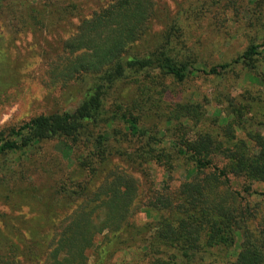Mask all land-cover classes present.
I'll return each instance as SVG.
<instances>
[{"label": "rangeland", "instance_id": "374dc122", "mask_svg": "<svg viewBox=\"0 0 264 264\" xmlns=\"http://www.w3.org/2000/svg\"><path fill=\"white\" fill-rule=\"evenodd\" d=\"M13 1L23 3L24 7H9ZM79 1L71 0L77 7L74 17L69 15L61 21L55 14L49 21L30 12L32 0H0V136L3 141L11 140L8 137L10 130L34 117L72 113L80 105L89 86V79H86L89 74L82 71L87 69L86 60H83L90 56L91 49L97 48L99 40L117 29H102L100 33L86 30L89 37L82 41L81 29L88 28L82 23L91 21L117 0ZM141 1L138 10L125 13L138 17L133 27L123 24L127 26L122 40L125 46H138L140 39L135 37L139 35L149 37L148 43L152 46L164 32L171 33L177 23L183 43L179 52L183 59L194 55L196 63L193 62V66L201 72H195L182 83L156 74L143 75L134 83L122 82L118 85L117 103H124V111H134L143 120L140 128L159 132L167 140L173 135L165 124L170 108L202 104V121L211 123L215 120L222 126L233 119V106L230 107L233 103L242 111V121L251 124L250 130L263 135L264 130L257 126L264 118L263 105L251 100L257 99L258 95L261 99L264 96V54L253 62V68H246L241 63L232 64L251 43L261 44L264 23L255 25L246 10L235 17L238 13L236 4L214 7L212 0ZM203 4L207 8L205 5L202 8ZM44 5L42 1L39 8ZM242 6L252 14L264 9V0H243ZM24 9L28 12L21 11ZM116 25L119 27L118 22ZM131 31L134 38L129 37ZM92 39L96 42L88 46L89 50L73 52L74 46ZM90 62L98 65L94 58ZM223 65L229 67L219 69ZM212 68L219 74L210 75ZM108 125L107 144L120 147L129 154L141 147L140 140L128 136L124 128L112 122ZM200 127L191 125L184 136H194L202 129ZM245 136L244 132H237V137L249 147ZM125 152H115L80 196L68 203L60 200L53 208H50V191L55 178L34 170L33 162L38 160L45 164L58 158L64 174L73 172L74 155L67 144L52 140L38 144L28 152L2 157L0 264H144L138 251H118L119 247L113 259L108 260V250L122 240L127 223L136 227L156 222L159 215L145 206L163 187L176 190L187 182L189 171L179 161L173 173L168 175L154 164L136 163L132 155L129 158ZM23 168H26V174L19 180L17 175ZM73 177V185L84 180L83 174ZM226 189L239 191L240 183L231 179L226 187L218 189L224 193L227 205L234 208L237 206L232 198L234 195L229 196ZM251 191L261 193L262 188L253 185ZM249 200L250 207L257 206L255 220L249 225L253 231L264 218V202L260 196ZM117 205L123 206L120 212L115 209ZM114 213H119L117 218L121 223L117 229L106 223L107 217ZM33 244H36L35 256L28 253ZM237 249H233L232 255Z\"/></svg>", "mask_w": 264, "mask_h": 264}, {"label": "trees", "instance_id": "16d2710c", "mask_svg": "<svg viewBox=\"0 0 264 264\" xmlns=\"http://www.w3.org/2000/svg\"><path fill=\"white\" fill-rule=\"evenodd\" d=\"M42 1L45 5L40 9ZM212 1L214 7L236 4V8L233 7L238 11L235 17L246 10L255 25L264 23V9L251 14L247 7L242 6L243 0ZM141 3L140 0H117L91 21H83L82 25L88 28L81 29L82 41L89 37L86 30L100 33L102 29H117L109 31L99 40L97 48L91 49L90 56L83 60H86L87 69L82 71L89 74L86 78L89 79V86L80 105L72 113L40 115L28 120L19 128L10 130L8 137L11 140L3 141L1 135L0 160L9 154L28 152L43 142L62 140L74 155L73 172L64 174L58 158L45 164L37 160L33 162V167L48 178H55L50 191V208L60 200L68 203L86 190L115 152H125L120 147L107 144L109 138L106 132L112 122L124 128L128 136L140 140L141 147L133 154L124 153L129 158L132 155L136 163L154 164L170 175L181 161L189 172L187 182L176 190L163 187L145 206L148 211L159 215L156 222L136 227L126 224L122 240L108 250V260L113 259L120 247L118 251H138L144 264H264V218L251 231L249 225L255 220L257 206L252 208L248 204L249 198L256 196L264 202V134L250 130L251 124L242 121V111L233 103L230 104V107L233 106V119L222 126L215 120L211 123L202 121L204 109L202 104L196 103L186 104L182 109H169L165 124L173 135L166 140L159 132L140 128L143 123L140 116L131 109L124 111V103H117L118 85L122 82H133L143 75L150 77V74H156L160 78L182 83L195 72H201L193 66V62L196 63L194 55L183 59L179 52L183 43L177 23L171 33L164 32L152 46L148 43L149 37L141 35L135 37L140 39L138 46H125L122 40L127 26L123 24L133 27L138 18L125 13L138 10ZM17 5L24 7L19 1L11 2L9 7ZM204 5L201 7L204 8ZM30 9L32 14L46 20H53L56 14L64 21L69 15L75 16L77 7L71 0H32ZM21 11L28 12L27 9ZM133 34L131 31L129 37L134 38ZM95 42L92 39L74 46L73 52L89 50L88 46ZM98 50L99 55L94 56ZM263 54L264 37L261 44L251 43L232 65L241 63L246 68H253V62ZM91 58L97 60V66L90 62ZM228 67L223 65L219 69ZM209 74L217 75L219 72L212 68ZM262 99L258 95L251 101H259L264 110V96ZM191 125H200L202 129L196 128L198 132L192 137L184 136ZM257 126L264 130V118ZM237 132L245 133L249 147L237 137ZM118 155L123 156L121 153ZM25 174L26 168H23L17 179H24ZM74 174L84 175L82 183L72 184ZM231 179L240 183L241 188L232 192L226 189L229 196L234 195L232 198L237 203L234 208L227 205L224 193L218 191L220 187H226ZM253 185L261 186L262 192L251 191ZM122 207L117 205L115 209L120 212ZM118 214L114 213L106 219V223L112 224L114 229L121 226ZM235 248H238L237 252L232 255ZM35 249L36 244H33L28 250L29 255L35 256Z\"/></svg>", "mask_w": 264, "mask_h": 264}]
</instances>
